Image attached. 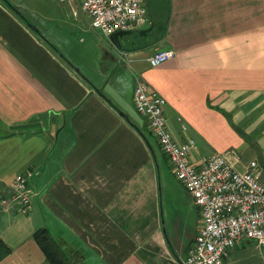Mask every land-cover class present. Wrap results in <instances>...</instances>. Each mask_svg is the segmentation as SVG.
Masks as SVG:
<instances>
[{
    "label": "crops",
    "instance_id": "crops-1",
    "mask_svg": "<svg viewBox=\"0 0 264 264\" xmlns=\"http://www.w3.org/2000/svg\"><path fill=\"white\" fill-rule=\"evenodd\" d=\"M12 4L0 0V199L13 196L15 176L34 174L27 214L0 204V264H50L38 229L72 264H182L199 212L163 182L168 162L134 108V86L165 100L172 140L192 139L195 158L232 154L239 171L254 161L264 184V0H167L153 40L120 39L145 46L132 52L67 4L41 15L52 25L42 28ZM158 49L174 56L151 67ZM223 264H264V247L239 241Z\"/></svg>",
    "mask_w": 264,
    "mask_h": 264
},
{
    "label": "built area",
    "instance_id": "built-area-1",
    "mask_svg": "<svg viewBox=\"0 0 264 264\" xmlns=\"http://www.w3.org/2000/svg\"><path fill=\"white\" fill-rule=\"evenodd\" d=\"M74 11L79 9L90 27L109 38L116 32H135L150 23L143 0H58ZM172 49H158L148 59L151 67L170 60ZM134 108L147 121L148 130L167 160L177 181L193 199L199 212L194 243L182 264H223V259L239 241L264 247V184L256 162L243 171L235 167L232 154L211 152L195 158L192 139L177 144L167 129L165 100L144 82L133 90ZM185 131L186 128L183 126ZM34 172L18 174L13 181L14 194L0 199L2 206L17 205L20 214L31 208V192L26 178Z\"/></svg>",
    "mask_w": 264,
    "mask_h": 264
},
{
    "label": "rangeland",
    "instance_id": "rangeland-1",
    "mask_svg": "<svg viewBox=\"0 0 264 264\" xmlns=\"http://www.w3.org/2000/svg\"><path fill=\"white\" fill-rule=\"evenodd\" d=\"M14 8L20 9L23 11L24 16L28 19V21L32 22L34 25H37L38 27H43L44 25H49L50 22H46L41 15L46 13L47 10L51 9H58L61 8L59 5L58 0H9ZM144 6L146 8L147 14L150 13L153 18V27L150 25L144 26L142 28H139L135 32L140 31H146V34L144 36L139 37L138 36V43L141 42H147L150 40H153L156 35L160 32V25L158 24L160 21H163L165 19L166 11H167V0H143ZM11 5V4H10ZM36 15L40 18L36 17ZM48 19V18H46ZM37 21H40L39 23ZM159 21V22H158ZM133 32V35H135ZM99 42L102 46L105 48H108L107 40L103 38L99 39ZM78 52L80 50H77ZM76 59H83L85 56H80L78 53L75 54ZM92 67V66H91ZM141 116V115H140ZM147 136V133H145ZM150 139V142L153 146L154 151L159 154V157H163L161 152L159 151V148L157 147V144L152 136H148ZM164 158V157H163ZM167 162V161H166ZM164 164V163H163ZM162 171H163V182L166 178L168 182V186H170V189L172 191L178 192L179 195L184 194V188L183 186L177 181L176 177L174 176L170 166L168 163L162 165ZM165 177V178H164ZM165 184V183H164ZM68 251H65L64 254H67ZM86 257V256H85ZM86 264H93L92 262H88V257H86ZM80 259L76 258V263L79 264Z\"/></svg>",
    "mask_w": 264,
    "mask_h": 264
},
{
    "label": "trees",
    "instance_id": "trees-1",
    "mask_svg": "<svg viewBox=\"0 0 264 264\" xmlns=\"http://www.w3.org/2000/svg\"><path fill=\"white\" fill-rule=\"evenodd\" d=\"M33 238L44 252L50 264H72V258L64 254L58 244L49 236L46 229L36 230L33 234ZM7 253L8 249L0 241V259Z\"/></svg>",
    "mask_w": 264,
    "mask_h": 264
},
{
    "label": "water",
    "instance_id": "water-1",
    "mask_svg": "<svg viewBox=\"0 0 264 264\" xmlns=\"http://www.w3.org/2000/svg\"><path fill=\"white\" fill-rule=\"evenodd\" d=\"M161 29V28H160ZM164 29V27L162 28ZM146 34V31H140L139 35L140 36H144ZM125 36H128L130 37L131 39L135 38L136 35H133V32H130V31H127V32H116L114 34H112L110 37H109V41L110 43L114 46V48L118 51V52H132V51H136V50H140L142 48H144L145 46H139V47H135V46H132V42L130 44H126V45H122L120 43V39L122 37H125ZM156 41L153 42V44L155 43ZM120 115L123 116L122 113H120Z\"/></svg>",
    "mask_w": 264,
    "mask_h": 264
}]
</instances>
